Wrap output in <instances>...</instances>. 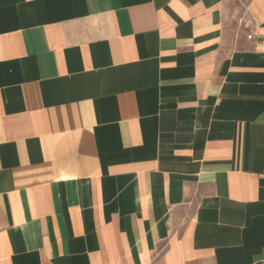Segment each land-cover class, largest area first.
Here are the masks:
<instances>
[{"label":"crops","instance_id":"obj_1","mask_svg":"<svg viewBox=\"0 0 264 264\" xmlns=\"http://www.w3.org/2000/svg\"><path fill=\"white\" fill-rule=\"evenodd\" d=\"M0 264H264V0H0Z\"/></svg>","mask_w":264,"mask_h":264}]
</instances>
